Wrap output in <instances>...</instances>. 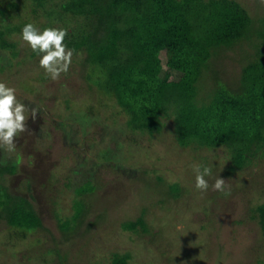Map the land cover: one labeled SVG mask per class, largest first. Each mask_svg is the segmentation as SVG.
Instances as JSON below:
<instances>
[{"label": "rangeland", "instance_id": "1", "mask_svg": "<svg viewBox=\"0 0 264 264\" xmlns=\"http://www.w3.org/2000/svg\"><path fill=\"white\" fill-rule=\"evenodd\" d=\"M13 1L18 9L7 12L0 21L18 28L9 37L15 54L0 49V82L15 88L17 100L38 113L35 120L29 116L26 122L32 135L21 134L14 152L0 148V160L13 162L16 171L4 175L2 184L10 193L28 197L41 224L51 233L49 237L39 231L40 245L45 250L55 248L59 254L64 253L63 264H109V252L130 253L132 264H210L211 258H215L216 264L264 263L263 239L248 211L263 200L258 190L264 183V146L250 161L242 164L237 161L235 170L228 172L241 144L230 138L212 147H181L172 131L171 117L176 106L167 109L165 118H157L161 128L152 136H148V126H154L153 120L148 123L139 120L143 133L129 129L127 116L97 89L95 83L101 73L92 71L85 80L86 69L80 65L82 55H73L67 74L58 80L45 74L39 66L42 54L37 55L22 41V28L33 23L43 31L49 27L63 28L64 24L55 17L44 16L30 0ZM248 3L249 0H228L229 6L234 4L232 19L251 13ZM65 26L70 28L72 24L66 22ZM164 53L159 51V61L144 60L143 65L138 64V69L160 84V91H164V84L170 80L176 83L180 78V74L165 68ZM228 64L237 69V63ZM227 70L234 73L231 68ZM220 77L224 84L237 83L224 71ZM248 83L254 86L253 82ZM262 91L264 88L260 90L259 104L264 110ZM171 93L184 108L187 100L184 85L173 86ZM104 148L113 154L108 161L101 156ZM194 164L212 168L211 176L206 177L209 183L206 192L195 187ZM136 170L144 176L132 183L129 177ZM93 175L97 183L93 204L77 219L83 228L91 224L89 231L63 239L59 222L72 220L80 185ZM142 177L148 181L157 177L168 185L177 184L183 193L181 200L169 199L161 206L146 202L144 219L163 229L158 238L156 234L137 237L129 229L119 228L125 212L132 209L129 205L137 202L131 198L130 190L141 186ZM216 177L229 180L230 195L212 190ZM108 198L110 202L104 203ZM203 208L208 212L203 213ZM33 240L28 232L5 227L0 222V264H27L24 248L31 249L26 254L30 259L36 257L39 260L36 264H57L54 254L45 257L30 248L34 247Z\"/></svg>", "mask_w": 264, "mask_h": 264}, {"label": "trees", "instance_id": "2", "mask_svg": "<svg viewBox=\"0 0 264 264\" xmlns=\"http://www.w3.org/2000/svg\"><path fill=\"white\" fill-rule=\"evenodd\" d=\"M30 1L44 16L55 17L64 24L63 28L67 29L64 43L75 49L74 54L82 55L80 65L86 69L85 80L92 71L102 74L95 83L97 89L102 95H108L127 116L129 129L143 133L145 130L140 128L139 120H147L146 123L153 120L154 126H148V136H152L161 128L157 118H165L167 109L176 106L171 117L172 131L175 142L181 147H212L230 138L241 144L228 172L235 170L237 161L239 164L250 161L264 146V110L259 104L260 90L264 88V53L260 54L264 51V0H249L251 13L235 19L230 16L235 10L234 4H230L233 9L228 8V0ZM48 1L52 2L47 4ZM17 9L13 0H0V20L7 12ZM31 12L34 14L35 9L32 8ZM66 22L72 26L65 28ZM17 30V26L0 21V49H8L11 55L15 54V46L9 37ZM160 50L165 52L167 71L180 74L176 83L170 80L164 84V91L158 89L160 84L148 77L149 74L138 69V64L144 60L159 61ZM259 54L262 56L258 57ZM229 62L237 63V69L230 67ZM222 71L237 83H222ZM248 81L254 86L251 87ZM182 84L187 99L184 108L174 99L175 94L173 97L169 95L173 94V86ZM101 156L105 161L113 158L112 151L105 148ZM15 172L13 162L0 160V222L5 227L28 232L34 239V247L30 248L45 257L54 254L57 264H63L64 253L59 254L55 248L45 250L40 245L39 231L49 237L51 233L41 224L28 197L10 193L2 184L4 175ZM140 175L144 176L136 170L129 179L136 183L135 179H141ZM142 179L141 186H136L135 191L130 190L131 198H136L137 202L129 205L132 209L125 212L119 228L129 229L128 232L137 237L156 234L158 238L163 229L144 219L146 202L161 206L169 199L181 200L183 193L177 184L168 185L160 178ZM80 187L72 220L59 222L63 239L87 234L91 226L86 224L83 228L77 219L93 204V194L97 191L96 176H89ZM258 192L263 197L262 202L248 211L251 213L249 217L256 220L264 243V183ZM103 202H110L109 198ZM202 212L208 211L203 208ZM143 241L151 243L148 239ZM22 250L27 264L31 259L32 264L39 261L36 257L28 258L26 251L31 249ZM109 253V264H132L128 252ZM216 262L215 258L210 259V264ZM255 264L264 263L256 261Z\"/></svg>", "mask_w": 264, "mask_h": 264}, {"label": "clouds", "instance_id": "3", "mask_svg": "<svg viewBox=\"0 0 264 264\" xmlns=\"http://www.w3.org/2000/svg\"><path fill=\"white\" fill-rule=\"evenodd\" d=\"M67 36V29L64 28H45L39 30L33 23L24 25L21 32V39L37 55H41L39 66L50 76L52 80H58L62 74H66L72 63L75 49H70L64 43ZM15 88L8 87L0 82V148L8 152L17 149L16 139L21 134L32 133L26 126L29 116L36 119L37 109L29 110L23 103L17 100ZM29 113V115H26ZM195 187L200 192L209 189L206 177L211 176L212 168L194 164ZM229 181V180H228ZM228 181L222 178H215L211 185L213 191L224 193L225 196L231 194V186Z\"/></svg>", "mask_w": 264, "mask_h": 264}]
</instances>
